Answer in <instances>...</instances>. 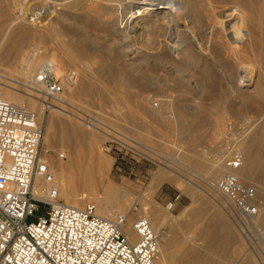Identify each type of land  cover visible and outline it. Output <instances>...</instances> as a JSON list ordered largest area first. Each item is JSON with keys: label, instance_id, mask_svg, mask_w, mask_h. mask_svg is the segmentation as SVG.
<instances>
[{"label": "bare ground", "instance_id": "obj_1", "mask_svg": "<svg viewBox=\"0 0 264 264\" xmlns=\"http://www.w3.org/2000/svg\"><path fill=\"white\" fill-rule=\"evenodd\" d=\"M11 1L13 0H0V28L6 27L5 31L0 33V59L8 63L10 70L15 71L14 69L17 68L18 71L17 77H14L15 74L10 70V75L7 74L8 76L0 73V97L16 105L24 104L29 108H35L37 112H44L42 103L33 97L35 95L34 78L47 64L51 65L56 75L63 77L65 85H72L69 95L61 93L57 99L53 100L57 107L50 108L48 116L44 120V124H42L44 129L41 141L42 157H44L49 166V171L54 176V185L59 189V197L65 200L64 204L82 209L84 208V206L82 207L83 200L92 198L96 205L97 213L108 219L111 218L110 216L115 210H119L120 213L125 214L127 217L128 228H126V233L132 239H135L137 235L132 230V220L128 212L138 200H133L131 193L123 187L116 186L111 182L106 183L110 169V159L102 157L97 150L99 136L95 133L96 130L94 132V130L80 129L77 127L78 125L76 126L72 123L73 121L68 122L62 116L63 114H70L83 119L78 112L80 107L77 108L75 106L77 104L74 105L78 101H75V99L80 94L91 96L98 89L96 79L93 81L86 79L96 70L93 65L96 60L94 61L91 57L102 53L104 55L102 50L98 51V48L90 46L103 40L102 36H96L98 35L97 32L104 30L105 36L108 38L116 34L117 36L115 35V37H118L120 41V48L124 49L126 55H131V60L136 61L139 57H142L143 60L163 61L165 66L167 64V67L169 66L173 71H177L179 76H181L182 82L187 85H191L192 81L189 80V77L184 79L182 74L189 72V69L194 67V63L202 59V55H210L211 57V55L215 56L218 51V53L224 51L223 54L228 58H232L235 64L234 67H237V71H235L237 72L236 78H230L229 76L226 78L230 82V89L234 91L244 90L248 95L254 92L252 94H256L264 101V0H21V4L14 7H12ZM29 2L30 4H28ZM197 2H202L209 6V13L206 14V19L204 18L206 22L200 19L199 15H194L196 12L194 6ZM102 25H104V28ZM99 27L103 29L100 28V30ZM144 36L146 38L145 41L142 40ZM67 37L71 41H68ZM204 37L208 40L206 43L204 42L206 39ZM29 43L33 44V54L18 55V52H23V47L27 45L25 47L27 48ZM195 46L198 47L197 52L194 50ZM47 53H50L49 58L44 57V55H48ZM244 55L249 56L251 61L244 60ZM29 56L33 58V61L30 62ZM68 59L74 62L75 65L77 62L82 63L77 76L78 80L74 83L71 82L67 70L64 69V64ZM99 73L101 72L99 71ZM200 74L202 78L199 79V83H209L211 87L213 86L210 96L213 103H218L221 97L215 94L214 89L216 88L214 85L217 77L214 78V75L210 76L203 71ZM225 74L227 75V73ZM129 81L132 86L138 87L149 84L145 77H138L134 74L129 77ZM16 82L18 83L16 84ZM19 86H22L24 88L23 91H25H21ZM211 87L209 86V88ZM2 88L6 90H2ZM144 98L148 102L151 101L150 97L146 96ZM248 102H250L249 99L246 103ZM69 108L73 110H69ZM96 121L102 123L99 119H96ZM88 122L102 132L109 134L107 129L104 130L102 128L104 123L96 126L93 124L94 120L91 117L88 118ZM246 122L245 133L247 134L254 126L264 123V115L255 120L254 118H248ZM257 133V138L263 139L264 131L261 130ZM70 134L76 140L79 139L86 143L80 144V142H77L76 146L70 145L68 142L70 141ZM120 139L122 138L120 137ZM122 140L124 141V139ZM250 140H248L249 143L244 148L240 149V153L244 158L243 164L235 172L246 183L252 184L256 188L257 199L262 208V213L255 218L254 223L264 228V200L260 201L259 199V197L264 199V190L261 191L254 180L256 160L253 148L255 146H252L254 141ZM224 146L221 143L218 147L214 158L207 168V172L202 171V173L206 172L210 178L208 179L213 180V183L215 178H220L221 174L231 170L226 163V157L230 156L232 147H226L224 150ZM51 147L58 148L57 157L54 159L47 155ZM184 156L187 158L185 159L186 162L192 159V156ZM83 160L96 165V171H90L88 174L83 175L75 173V169L81 172L79 166ZM198 160L197 162L199 163ZM183 172L187 171L182 170V172H176L175 175L185 178L184 181L187 183L186 191L190 186L198 194L200 193L199 190L202 191L226 213L224 214L220 211L221 209L215 206L211 207L212 219L215 222L211 220L204 225L205 242L209 240L207 244H210V239L214 240L216 236L217 239L215 248L214 246L211 248L209 245L208 252L214 251L223 260H231L233 256H239L238 258H240L242 249L234 246L238 243L236 246L240 244L242 247L243 242L236 235V226L232 223L233 220H230L228 214L230 207L226 203L227 198L218 190H215L212 187V183L203 184L202 180L207 178L205 173L198 172L193 178H188L184 176ZM163 173L162 171V174H158L159 176L153 180L152 189L169 177ZM175 181L177 182V178ZM40 184L48 186L42 181H40ZM98 186L103 187V197H100L101 195L98 196ZM190 208L192 209V207ZM199 208H202V206ZM169 209L170 206L163 211L156 208L153 211H149L141 204L139 207L140 216L149 218L155 231L160 234L161 260L165 259L166 263L174 264V259L178 257L179 261L182 262L181 264H216L214 257L210 260L211 262L206 261V251H200L202 244L197 248L192 247L189 252H178L177 249H170L173 244L171 233L165 230L164 223L168 221L169 217L174 218L175 216L173 215L174 217H172ZM190 217L192 218L193 216ZM217 228L223 231L219 230V232L216 230ZM231 246L234 247L231 250L233 255H225L224 253H227ZM246 255L248 254L246 253ZM262 257L263 260L260 261V264H264V256ZM251 259L252 257L246 260L243 259L242 263L250 264ZM222 262L217 264L227 263V261Z\"/></svg>", "mask_w": 264, "mask_h": 264}, {"label": "rangeland", "instance_id": "obj_2", "mask_svg": "<svg viewBox=\"0 0 264 264\" xmlns=\"http://www.w3.org/2000/svg\"><path fill=\"white\" fill-rule=\"evenodd\" d=\"M8 3H10V1H8ZM11 4L13 5L12 7H14L15 5L21 4V0H13L11 1ZM28 4H30V2ZM194 7L196 9L194 15H199L200 19L206 22L205 16L209 13V6L202 2H197ZM204 10L207 11L205 12ZM102 26L104 28V25ZM100 28L103 29L102 27H99V29ZM5 29V26L0 28V33L1 31L4 32ZM103 31L104 30H101L103 34L99 31L100 33L97 32L98 35H96L102 36L103 40L98 41V43L95 42L90 46L98 48V51L102 50L104 55L102 53L101 55H94V57H91L94 61L96 60V65L93 64L94 69L96 68V70L94 73H91L90 76L86 77L88 81L96 79V86L98 89L92 93L91 96L80 94L75 99V101H78L77 103L75 102L74 105L77 104L75 106L77 108L80 107V110H82H78V112L83 119L70 114H63L62 116L68 122L73 121L72 123L76 126L78 125L77 127L80 129L94 130V132L96 130L95 133L99 136L97 140V150L102 157L110 159V169L108 171L106 183L111 182L116 186L123 187L131 193L133 200H138L128 212L132 222L141 215V213H139L140 204L144 208L146 207V210L149 211H153L155 208L163 211L171 202H173V206L169 210L172 217L175 216L174 218L177 219L175 220L174 218L169 217L167 219L169 222L165 221L166 224L164 223V228L171 233V239H173L174 244H176L175 249H177V251L179 250L178 252H189L192 247L197 248L202 244V249H200V251H206V261H210L212 260V257H214L216 264L221 263L222 261H227L226 264H243V259L246 260L247 258L252 257L250 264H260L263 257L259 254L258 250H256L257 247H252L246 240H243L244 237L242 238L243 235L233 219L234 213L232 209L228 211V214L230 220H233L232 223L236 226V235H238L239 240L243 242L242 247L240 244L236 246L238 243L234 246L235 248L242 249L240 258H238L239 256H233L231 257V260H223V258L215 254L214 251L208 252L209 245L211 248L212 246L215 248L217 236L214 240L210 239L211 243L207 244L209 240L205 242L204 225L211 220L215 222L212 219L213 214L211 212V207L215 206L218 209L221 208L217 206L215 201L200 190V193L198 194V192H194L190 186L186 191L187 183L184 181L185 178L178 177L175 174L176 172H182V170H184L187 171L183 172L184 176L193 178L198 172H207V168L221 143L225 145L223 147L224 150L226 147H232V152L230 154V156H232L233 152L240 153V149L244 148L245 145L249 143L248 140L252 139V141H254L252 142V146H255V149L253 148V150L254 158L256 160L254 166V180L258 184L257 187L261 191L264 190V137L261 140L257 138V132L261 130L264 131V123H261L262 126H254L249 130L250 132L248 131L247 134L245 133V128L247 126L246 121L248 118H254L255 120L264 115V101L256 94H252L254 92H251V94L248 95L244 90L234 91L230 89V82H228L226 78L229 76L230 78L232 77L235 79L237 73L235 71H237V67H234L235 64L232 58H228L223 54L224 51H220L222 53H218V51L215 56L211 55V57L210 55H202V59L199 60L200 63H198L199 61H197V63L195 62L194 67L189 69V72L191 71L192 73L185 72L182 74L184 75V77L182 76L184 79L189 77V80L192 81L191 85H187L182 82L179 73L173 71L169 66L167 67V64L165 66L163 61H155L153 59L143 60L142 57H139L136 61L131 60V55H126L124 49L120 48V41L118 40V37H115L116 34L111 37L109 36L108 38L105 36V31ZM67 39L68 41H71L69 37H67ZM142 40H146L145 36ZM206 41H208L207 38L204 42L206 43ZM26 46L27 45L23 47V52H18V55L33 54V44L29 43L28 47L25 48ZM197 48V46L194 48L196 52L198 51ZM49 54L44 55V57L46 56L45 58H49ZM194 57H196V55H194ZM243 57L244 60L251 61L249 56L244 55ZM29 58L30 62L33 61L31 56H29ZM73 63L74 62L68 59L64 64V69L67 70L72 83L78 80L77 76L78 72H80L79 68L82 66V63L77 62L78 64L76 63V65ZM9 70L8 63L0 59V73L10 75ZM14 70L15 71H10L15 74L14 77H17L18 69L15 68ZM99 71L102 74L99 73ZM201 71L210 76L214 75V78L217 77L215 83L216 86L214 85V87L217 88V92L216 88L214 89L215 94L221 97V100L219 101L221 103H213L211 99L210 92H212L213 86L211 87L209 83H199V79L202 78V75L200 74ZM72 72L75 73V75L72 76ZM225 73H227V75ZM133 74L138 77H145L149 84L143 87L132 86L129 77L133 76ZM56 76L61 77L62 81H64L62 76ZM17 83L18 82H16V84ZM208 85L211 88H209ZM19 87L21 91H23L24 88L22 86ZM2 90L6 89L2 88ZM71 90L72 85L64 84V90L62 93L69 95ZM146 96L150 97V102L144 98ZM248 99L250 102L246 103ZM22 106L26 105L23 104ZM72 108H69V110L74 109ZM30 109L36 110L33 107H30ZM49 110L46 111L44 108V112H38V118L42 124H44V120H46ZM89 117L96 122H93L96 126H100L104 123L102 128L104 130L107 129L108 131H106L109 132V134L92 126L88 122ZM96 119H99L102 123L97 122ZM254 134L256 137H254ZM119 135L124 141L120 139ZM69 137L70 141L68 142L72 146H76L77 142H80V144L86 143L79 139V141L76 140L72 134H70ZM86 149L88 150L87 145ZM57 150L58 148L51 147L47 152L48 157L53 159L57 157ZM192 152L193 154H191ZM184 155L187 157L192 156V159L188 158L192 162L190 160H187L186 162L185 159L187 158ZM195 158L197 159L195 160ZM227 158L228 156L226 157V160ZM95 166L96 165L92 164V162L89 163L88 161L83 160L79 166L81 172H78V170L75 169V173H81L83 175L88 174L90 171L95 172ZM162 171L164 172L163 174H167L169 177L161 181V183L152 189L151 186L153 180L159 176L158 174L161 175ZM206 172H203L202 174H206ZM225 174L226 173L221 174V176ZM176 178L177 182L175 181ZM208 178L209 177L207 176V178L202 180L203 184H207V182L212 183L213 187V180H209L210 178ZM217 179L218 178H215V181ZM97 190L98 196L101 195L100 197H103V187L98 186ZM259 199L260 201L264 200L261 197H259ZM61 200L62 202H65L63 198H61ZM87 203H94V201L92 198H86L82 202V207ZM200 206H202V208H199ZM190 207H192V209ZM220 211L223 212L224 210L221 209ZM117 213H120V211L115 210L110 217L112 218ZM223 213L226 214L225 212ZM178 216H180V218H178ZM190 216H193V219ZM196 216H198V219L195 218ZM126 228H128V225ZM219 228L221 227L219 226ZM219 228L216 230L221 231L222 229ZM234 247L231 246V248L227 250L228 252L226 251L227 253L224 254H229V256L233 255L231 250H233ZM245 252L248 255H246ZM162 261L165 260L162 259ZM181 263V261L176 262V264Z\"/></svg>", "mask_w": 264, "mask_h": 264}, {"label": "built area", "instance_id": "obj_3", "mask_svg": "<svg viewBox=\"0 0 264 264\" xmlns=\"http://www.w3.org/2000/svg\"><path fill=\"white\" fill-rule=\"evenodd\" d=\"M34 85L33 97L46 111L57 107L53 100L64 83L51 65ZM43 132L36 110L0 97V264H168L161 260L160 234L146 216L132 222V239L125 214L108 219L94 203L81 209L62 202L41 154ZM243 159L233 152L226 160L231 170L213 188L227 198L245 240L264 256V228L254 223L262 213L256 188L235 172Z\"/></svg>", "mask_w": 264, "mask_h": 264}, {"label": "crops", "instance_id": "obj_4", "mask_svg": "<svg viewBox=\"0 0 264 264\" xmlns=\"http://www.w3.org/2000/svg\"><path fill=\"white\" fill-rule=\"evenodd\" d=\"M170 236H172L171 234H170ZM172 242H173V239H172ZM176 244H174V242H173V244L171 245V248L170 249H172V250H174L175 249V246ZM174 248V249H173ZM179 251V250H178ZM165 260V259H164ZM175 261H173V262H177V261H179V259H178V257L177 258H175L174 259ZM165 263H166V261H164Z\"/></svg>", "mask_w": 264, "mask_h": 264}]
</instances>
